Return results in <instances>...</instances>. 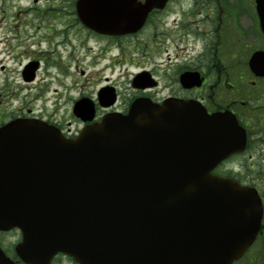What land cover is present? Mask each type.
Instances as JSON below:
<instances>
[{
  "label": "water",
  "instance_id": "95a60500",
  "mask_svg": "<svg viewBox=\"0 0 264 264\" xmlns=\"http://www.w3.org/2000/svg\"><path fill=\"white\" fill-rule=\"evenodd\" d=\"M86 1L98 0H79V12ZM165 1L146 0L138 24ZM75 112L93 117L86 100ZM21 139L40 144L22 146L25 158L13 162L2 143ZM244 142L232 117L183 100L136 99L74 139L12 122L0 129V228L21 230L15 250L27 264L58 252L78 264H232L256 238L261 204L211 169ZM0 264L15 263L0 250Z\"/></svg>",
  "mask_w": 264,
  "mask_h": 264
},
{
  "label": "flooded vegetation",
  "instance_id": "af4514ba",
  "mask_svg": "<svg viewBox=\"0 0 264 264\" xmlns=\"http://www.w3.org/2000/svg\"><path fill=\"white\" fill-rule=\"evenodd\" d=\"M75 3L0 0V129L13 121L42 120L64 137H73L83 125L73 115L74 62L103 60L109 50L134 45L129 39L145 28L153 36L159 35L160 43H167L168 25H176L179 37L172 41L184 44L187 53L181 56L171 79L168 75L162 83L159 75L148 69L156 83L139 88L130 79L129 91H122L125 95L114 82L107 81L104 85L115 88V101L109 106L101 105L96 93L87 96L98 114L126 113L132 100L140 96L158 103L168 97L192 99L210 113L233 114L246 135L245 146L214 172L257 190L263 207L259 238L264 257V73L257 75L250 69L252 55L264 53V0H168L163 8L148 13L140 31L122 34H105L85 26ZM42 22L46 26L42 27ZM73 49H77L74 58ZM262 57L258 65L264 68ZM183 73H198L199 82L183 85L179 79ZM229 161L235 165L228 166ZM19 239L17 229H0V248L22 264L14 249ZM69 260L59 254L52 264Z\"/></svg>",
  "mask_w": 264,
  "mask_h": 264
},
{
  "label": "rangeland",
  "instance_id": "374dc122",
  "mask_svg": "<svg viewBox=\"0 0 264 264\" xmlns=\"http://www.w3.org/2000/svg\"><path fill=\"white\" fill-rule=\"evenodd\" d=\"M174 19V17L169 18V20ZM41 26H46V23L42 22ZM173 29L177 32L171 33L170 30ZM168 30L169 36L167 38V43L163 41L160 43L159 35L153 36V32L151 30L148 31V28H145L137 34L136 37L129 39L130 41H133L134 45L130 46L127 44V48L121 51L119 49L109 50L102 63H99L101 59L91 61L89 62L91 64L89 67L87 60L76 62L72 69L73 91L71 97L74 99L80 94H84L85 96L92 95L96 92L99 86L106 82V80L114 81L120 92L125 95L126 93H123L122 91H129L130 79L135 72L142 68L154 70L156 74L159 75L158 78L161 79L162 83H165V79L168 75L171 79L181 56L186 54L187 50L185 49L186 47L184 44L172 41L179 37L178 27L176 25H168ZM74 32L75 31H73V33ZM149 40H152V43H149ZM190 46L191 45L188 44V47ZM73 51L74 58L77 49H73ZM101 52H103V50ZM114 57L115 60H113ZM114 63L115 66L113 65ZM12 240L13 238H8L9 242ZM257 249L258 246H254L247 254V258H245L244 262L241 264H246V261L249 258L251 260V256L254 255ZM261 263L259 261L255 262V264ZM64 264L72 263L66 261Z\"/></svg>",
  "mask_w": 264,
  "mask_h": 264
},
{
  "label": "trees",
  "instance_id": "16d2710c",
  "mask_svg": "<svg viewBox=\"0 0 264 264\" xmlns=\"http://www.w3.org/2000/svg\"><path fill=\"white\" fill-rule=\"evenodd\" d=\"M255 262H257V260L256 259H248L247 261H246V264H255Z\"/></svg>",
  "mask_w": 264,
  "mask_h": 264
}]
</instances>
